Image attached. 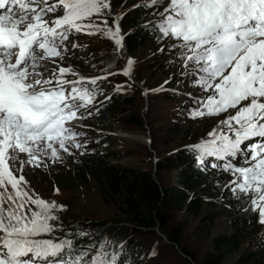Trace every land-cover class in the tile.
Here are the masks:
<instances>
[{"label":"snow or ice","instance_id":"1","mask_svg":"<svg viewBox=\"0 0 264 264\" xmlns=\"http://www.w3.org/2000/svg\"><path fill=\"white\" fill-rule=\"evenodd\" d=\"M133 7L154 9L156 19L144 27L159 45L157 52H175L167 63L179 64L163 85L145 94L163 91L175 78L177 88L171 91L188 97L182 112L187 118L227 113L209 138L187 147L202 171L232 177L214 184L242 208L247 205L245 214H257L264 226V0H169L164 7L161 0H145ZM106 11L114 15V27L106 19L84 22ZM123 15L112 13L110 0H0V264H130L126 241L118 250L107 234L95 243L78 242L100 235L103 227L94 232L81 222L66 227L60 213L67 205L36 194L24 174L26 166L47 169L63 162V153L88 150L92 141L71 122L99 113L98 105L112 96L99 100L98 82L120 71L130 76L134 59L122 70L105 69L106 75L93 77L62 63L45 76V62H63L79 47L69 48L70 36L82 32H103L119 50ZM68 73L76 78L68 79ZM182 81L204 95L184 92ZM114 88L127 90L123 84Z\"/></svg>","mask_w":264,"mask_h":264},{"label":"rangeland","instance_id":"2","mask_svg":"<svg viewBox=\"0 0 264 264\" xmlns=\"http://www.w3.org/2000/svg\"><path fill=\"white\" fill-rule=\"evenodd\" d=\"M136 1L137 4L145 3V0ZM49 2H54V0H49ZM117 2L116 0H110L111 10L113 13H123L126 10V4L117 5ZM168 2L169 0H161V7L166 6ZM148 11L149 21L156 19L152 15L154 9L148 8ZM56 14H62V10ZM105 19L108 26L114 27V17H111L107 11L100 16L94 15L87 18L84 22L103 24ZM170 42L173 41H165L166 44ZM74 43L78 44L79 47L65 54L63 62L57 61L55 64L45 62V67L48 69L45 76L49 75L53 69L58 68L61 63L65 67L71 66L74 72L85 77L104 76L106 75L105 69L115 73L122 70L126 65L127 48L124 41L123 47L117 50L114 41L106 37L103 32L94 35L88 34V32L73 34L67 41L70 49ZM148 45L134 59L130 77H134L135 82L129 79L128 76L123 75L122 71L119 74L108 75L106 79L98 82L99 86L103 85V88L100 89L99 100H103L108 95L112 96L111 101H115L117 97L131 98L134 103L133 107L125 108L132 111L116 115L122 116L123 120L128 121V123L114 121L113 118L116 116L105 120L97 117L94 113L91 117L75 120L71 124L76 127L77 131H85L86 138L93 142L101 135L110 136L108 152L114 155L115 153L119 154L117 158L111 155V161L156 173L158 161L170 158L183 149H189L187 146L197 143L201 139L209 138L207 133L214 127H218V121L224 119L227 113L196 119L187 118L182 112L184 111V102L188 97L186 95L174 96L171 91L177 88L175 78L170 84L164 85L163 91L159 93L149 91L145 94V89H153L158 85H163V82L168 80L170 75L176 73L179 67V64L170 66L167 63L175 55V52L161 54L157 52L159 45L156 42ZM105 61L112 62L111 66L104 63ZM92 65H95V67ZM66 77L70 80L76 78L72 73L66 74ZM118 84H123L127 90L116 92L114 86ZM179 87L184 92L191 91L198 95H204L198 92L197 89L185 87L183 81ZM136 117H140L142 123L138 124ZM62 155L64 156L63 162L53 164L47 169L28 168L27 166L24 168V174L29 182L30 189L42 198L67 205V210L60 213V215L66 216L69 222L82 219L102 221L111 228V233L108 234L111 238L113 236L123 238L134 236L142 244L139 253H142L141 256L147 264H198L208 251L210 241L214 235L233 231L231 225L233 217L230 214L229 204L237 201L226 189H218L214 184L216 179L231 180L230 175L218 174L216 169L210 168L209 174L202 179L204 188L189 193L186 202L187 208L174 212L171 224L181 235L178 246L170 243L165 235L158 230L153 234L149 232L133 235V228L124 222L122 217L116 215V209L103 204L99 200L93 183L90 184L89 189H68L58 186L53 176L55 174L66 176L67 173L71 172L74 164L80 163L87 156L86 152L83 155L79 152H75V155L66 153ZM21 158H23L22 154ZM181 170L179 165L171 166L161 173L160 178L164 185L169 188L177 187ZM54 186L59 188L58 194L54 193ZM192 198L198 199L202 203L201 208H203V211L196 214L188 211V205ZM209 214L211 216L215 215L213 220L207 217ZM255 229L258 236H252V240L247 241L246 245H256L258 239L264 241V226L257 224ZM92 230L96 231L98 229ZM255 231L251 233L253 234ZM104 234L105 232L102 233V236ZM153 250L156 252L154 256L151 255Z\"/></svg>","mask_w":264,"mask_h":264},{"label":"trees","instance_id":"3","mask_svg":"<svg viewBox=\"0 0 264 264\" xmlns=\"http://www.w3.org/2000/svg\"><path fill=\"white\" fill-rule=\"evenodd\" d=\"M115 1V0H113ZM116 4H126V10L121 19V28L124 34V45L127 50V57L136 59V55L142 53L149 45L155 42L153 35L145 23L149 21L148 9L133 7L136 0H116ZM114 100V99H113ZM130 97H117L115 101H107L100 107L96 115L105 120L112 119L118 113L124 114L132 111L125 107H133ZM136 122L140 124L141 118L136 117ZM114 121L121 123L123 117L116 116ZM128 123V121H124ZM134 123V122H132ZM142 123V122H141ZM110 136L101 135L95 145L88 148L87 156L77 164H74L70 173L66 176L55 174V183L60 187L68 189H89L90 184L95 186V192L99 200L110 207L116 209V215L133 228V235L139 233L153 234L158 230L164 234L170 243L180 244V232L172 227L171 220L176 210L185 209L189 193L196 192L204 188L202 179L209 174L200 169L195 162L194 153L189 149H183L178 154L165 158L157 162L156 173L150 170L138 169L120 165L110 160L111 155L117 158L118 153L110 154ZM95 151H92V150ZM180 166L181 174L178 178V186L169 188L164 185L160 174L171 166ZM202 203L198 199L192 198L188 205V211L192 214L203 211ZM187 208V207H186ZM230 214L233 219L231 225L233 231L214 235L210 241L209 249L204 258L198 264H264V241L257 240L256 245H246L256 234L255 227L260 224L257 221V214L248 212L245 214L240 202L229 204ZM211 220L215 215H207ZM63 223L69 225L68 218L63 216ZM90 221L91 223H84ZM71 222V221H70ZM85 230L101 229L100 235H96L89 240L85 238L83 243H95L101 240L102 233H111L107 223L102 221H92L88 219L78 220ZM252 231L253 234L251 233ZM57 236L62 233L57 232ZM264 238V237H263ZM117 242L126 241L131 248L130 264H145L144 258L139 253L140 241L134 236L123 238L113 236ZM197 262V261H195Z\"/></svg>","mask_w":264,"mask_h":264},{"label":"bare ground","instance_id":"4","mask_svg":"<svg viewBox=\"0 0 264 264\" xmlns=\"http://www.w3.org/2000/svg\"><path fill=\"white\" fill-rule=\"evenodd\" d=\"M231 111V110H230Z\"/></svg>","mask_w":264,"mask_h":264}]
</instances>
